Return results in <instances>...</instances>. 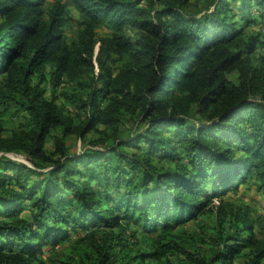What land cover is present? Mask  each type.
Masks as SVG:
<instances>
[{
  "label": "trees",
  "instance_id": "16d2710c",
  "mask_svg": "<svg viewBox=\"0 0 264 264\" xmlns=\"http://www.w3.org/2000/svg\"><path fill=\"white\" fill-rule=\"evenodd\" d=\"M234 2L241 26L227 22ZM43 3L0 0V105H16L27 118L9 134L0 121V264H42L43 247L57 244L65 227L124 234L132 224L143 232H165L195 219L211 199L248 178L264 188V72L249 56L258 38L243 29L254 22L253 7L264 19V0H214L199 14L187 11L189 0H72L87 15L89 32L98 21L140 30L117 74L92 77L89 84L81 82L79 67L93 66V45L78 38L68 46L61 31L66 4ZM235 69L239 84L226 76ZM64 78L78 89L90 88L85 100L61 93L76 103L77 123L54 97H43V83L55 89ZM177 94L184 95L183 107ZM191 104L205 121L190 118ZM124 112L143 126L120 138ZM97 124L112 128L111 144L97 139L69 150L65 137L84 141ZM49 136L52 151L45 146ZM174 142L182 145L185 161ZM129 146L136 151L124 150ZM11 153L24 155L27 163L6 156ZM149 157L173 166H151ZM104 202L110 204L102 207ZM164 235L156 236L158 250L149 257L174 251L191 258L176 236ZM212 235L211 262L232 264L244 247L250 248L245 264L264 260V239H256L246 218H235L233 233L219 219ZM119 238L113 235L97 248L95 264H133L131 258L117 263L112 244L120 245Z\"/></svg>",
  "mask_w": 264,
  "mask_h": 264
},
{
  "label": "rangeland",
  "instance_id": "374dc122",
  "mask_svg": "<svg viewBox=\"0 0 264 264\" xmlns=\"http://www.w3.org/2000/svg\"><path fill=\"white\" fill-rule=\"evenodd\" d=\"M59 0H44V8L55 6ZM65 6L64 23L61 27L64 42L70 46L79 38L86 40L94 47L93 66L79 67L82 70L80 74L81 82L90 83L92 77H106L111 73L115 76L118 69L129 60L128 51L131 50L134 39L140 32L139 29L131 27H122L117 29L113 23L109 21H98L93 23V31H88L89 25L87 15L76 10L73 7L72 0H60ZM214 0H189L187 11L197 14L204 12L210 8ZM237 3H232V11L226 12L227 22H236L241 26L240 13L236 7ZM254 14V22L244 27V34L258 38V44L249 54L250 61L258 71L264 72V19L258 17L255 8L251 10ZM240 24V25H239ZM120 37V39L118 38ZM227 79L234 83L241 82V76L238 69L226 73ZM97 86H102L101 80L96 78ZM45 89L43 97L54 100V103L60 107L65 114L73 116L74 123L78 122L75 113L76 103H70L61 93L79 94L81 99L87 98L90 88L86 85L76 84L68 79H63L62 83L53 89L49 82L43 83ZM177 103L183 107L185 98L183 94L176 95ZM190 118L195 121H205V116L200 115L196 111L194 104L188 107ZM81 114V111H79ZM80 117V116H79ZM0 121L5 129V134H9L19 124H26L27 118L23 111H19L16 105L4 108L0 105ZM143 123L137 121L136 116H131L125 112L118 121V136L120 138L129 137L134 130L142 128ZM53 135L58 134L59 130L52 131ZM113 130L104 124H97L90 130L84 141H80L75 136L65 137V142L70 151H77L88 147L92 141L97 139L105 140L106 144H111V134ZM168 135V134H167ZM165 134V136H167ZM175 150L180 161H185V155L182 145L174 142ZM46 148L48 151L55 149L52 136L47 138ZM127 152L136 151L133 146L124 147ZM235 155L243 154L242 150L234 151ZM11 159L27 163L24 155L20 153L7 154ZM148 162L151 166L160 167L163 165L173 166L171 161H163L156 157H149ZM259 182L254 177L248 178L242 184L236 185L233 190L228 191L221 196H215L211 199L206 207V211L198 214L193 220L187 223L175 225L163 232L159 229L151 232H143L132 224L124 233H118L117 229H104L102 227L95 228H69L65 227L66 234L60 241L53 246H45L42 253L38 256V261L42 264H95L94 260L98 256L97 248L103 246V242L109 240L113 235L118 234L120 245H115L113 241V255L116 257L117 263L126 262L131 258L133 264H220L219 262L210 261V249L212 234L218 229L219 219L223 222L224 230L227 233H233L234 222L237 216H241L249 220L253 226V232L256 239H264V188L258 187ZM208 187V186H207ZM218 202H220L218 204ZM110 202H104L102 207H106ZM224 209L227 213L224 216L219 208ZM23 216L29 217L27 210L22 211ZM135 230L134 233L132 231ZM165 234L164 236L174 235L177 237L178 244L184 247L190 253L191 258H185L180 253L169 251L167 255H159L158 257H149L155 250L156 236ZM211 235V236H210ZM230 242L235 241H228ZM158 250V248H156ZM249 249L244 247L240 254L233 260L232 264H245L248 260ZM145 253V254H144ZM37 264V262H35ZM261 264H264V260Z\"/></svg>",
  "mask_w": 264,
  "mask_h": 264
}]
</instances>
